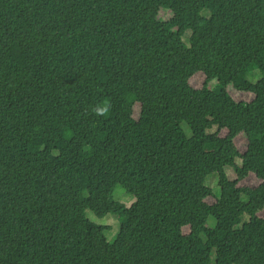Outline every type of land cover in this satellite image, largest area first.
Instances as JSON below:
<instances>
[{"label": "trees", "instance_id": "1", "mask_svg": "<svg viewBox=\"0 0 264 264\" xmlns=\"http://www.w3.org/2000/svg\"><path fill=\"white\" fill-rule=\"evenodd\" d=\"M86 210L119 217L113 244ZM212 252L264 264V0H0V264Z\"/></svg>", "mask_w": 264, "mask_h": 264}, {"label": "rangeland", "instance_id": "2", "mask_svg": "<svg viewBox=\"0 0 264 264\" xmlns=\"http://www.w3.org/2000/svg\"><path fill=\"white\" fill-rule=\"evenodd\" d=\"M201 16L208 18L210 16L209 11L204 10L201 13ZM170 19V15L168 12H160L159 14V20L161 21H167ZM191 35V32L188 31L186 32V34L183 37V43L186 47H189V37ZM261 73L258 70L252 71L251 73H249L247 75V80L251 83H256L259 81V79L261 78ZM216 86V82L211 83V87L214 88ZM231 95H233V93L231 92ZM234 96V95H233ZM235 97V96H234ZM236 98L238 100H245V101H249L251 98L250 97H242V96H236ZM139 115V109L137 107V105L134 107V118L137 119ZM183 130L185 131V133L190 137V131L188 129V127L186 126V124H182L181 125ZM210 132H214V130L210 131ZM236 146L239 148L240 152H244L245 149V138L243 136H240L236 139ZM236 164L238 166L241 165V161L239 159H236ZM225 172L227 174V177L229 180H235L236 179V173L235 170L233 168H229L226 167L225 168ZM253 178L252 176L250 178L247 179L246 183L247 184H252ZM205 186L210 188L213 192V194L219 198L220 196V188L218 186V177L217 174H211L210 176H208L206 178L205 181ZM112 197L114 199V201L125 205L127 208L131 207L133 205V203L135 202V198L133 196H131L129 193H127L120 185H116L113 189V193H112ZM85 217L86 219H88L89 221H91L92 223H95L97 225L100 226H105L110 228V230H107L105 232V236L107 239V242L109 244H113L118 233L120 230V219L118 216H114V215H107L103 218H99L97 217L92 211L90 210H86L85 211ZM216 225V221L214 218L209 217L207 222H206V227L209 229L214 228ZM241 226H237L236 228H239ZM211 264H214V260H215V254L214 252H212V256H211Z\"/></svg>", "mask_w": 264, "mask_h": 264}]
</instances>
